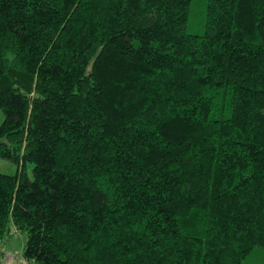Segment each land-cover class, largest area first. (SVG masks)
Masks as SVG:
<instances>
[{
  "label": "trees",
  "instance_id": "1",
  "mask_svg": "<svg viewBox=\"0 0 264 264\" xmlns=\"http://www.w3.org/2000/svg\"><path fill=\"white\" fill-rule=\"evenodd\" d=\"M0 0V242L36 264H241L264 248V0ZM33 165V179L26 164Z\"/></svg>",
  "mask_w": 264,
  "mask_h": 264
},
{
  "label": "rangeland",
  "instance_id": "2",
  "mask_svg": "<svg viewBox=\"0 0 264 264\" xmlns=\"http://www.w3.org/2000/svg\"><path fill=\"white\" fill-rule=\"evenodd\" d=\"M207 0H192L190 6V15L187 23V31L193 34L202 35L204 33V24L206 17ZM4 114L0 110V125ZM33 165L26 164L27 175L30 180L33 179ZM17 166L7 159L0 158V174L15 175ZM10 236L0 242V264H36L32 260H27L23 256L26 243L25 232L16 229L10 224ZM241 264H264V248H255L245 258Z\"/></svg>",
  "mask_w": 264,
  "mask_h": 264
}]
</instances>
